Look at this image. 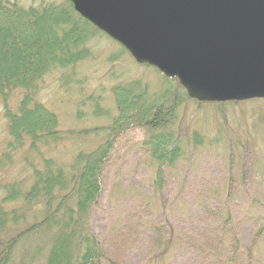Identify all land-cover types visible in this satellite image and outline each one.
I'll use <instances>...</instances> for the list:
<instances>
[{
	"label": "rangeland",
	"instance_id": "obj_1",
	"mask_svg": "<svg viewBox=\"0 0 264 264\" xmlns=\"http://www.w3.org/2000/svg\"><path fill=\"white\" fill-rule=\"evenodd\" d=\"M10 1L28 8L62 0ZM86 47L87 58L50 72L35 93L36 102L57 115L61 139L36 150L26 141L13 153L12 166L0 173L1 183L23 181L28 188L32 166L40 167L48 158L68 166L79 152L89 153L103 144L109 136L103 128L110 127L117 114L115 87L133 85L157 95L169 87L177 89L174 81L170 85L156 69L137 64L105 34L94 35ZM23 95L22 90L11 93L9 107L14 108ZM172 131L181 137L186 154L175 167L163 168L160 191L154 187L157 164L142 148L144 134L131 130L116 140L101 174L99 206L90 219L107 260L114 264H219L201 253L205 256L203 244L215 246L225 234L220 228L226 222L224 212L229 211V231L241 244L226 254L231 264H264V235L256 238L261 214L254 213V209L264 210V100L199 104L183 98ZM194 135L199 144L193 141ZM8 142L0 98V153ZM162 236L170 241L169 254L155 258L153 241ZM188 239L199 251L186 245ZM179 242L183 248L175 253L173 245ZM250 249L256 254L251 260L246 252Z\"/></svg>",
	"mask_w": 264,
	"mask_h": 264
},
{
	"label": "trees",
	"instance_id": "obj_2",
	"mask_svg": "<svg viewBox=\"0 0 264 264\" xmlns=\"http://www.w3.org/2000/svg\"><path fill=\"white\" fill-rule=\"evenodd\" d=\"M96 34L101 32L75 12L70 0L28 8L0 0V98L9 137L6 151L0 153V173L12 166L13 153L26 141L36 150L39 145L61 139L57 115L35 100L37 86L55 69L72 67L87 58L86 43ZM166 80L170 85L174 81L177 89L169 87L162 95L147 89L138 91L133 85L115 87L117 114L112 125L103 128L109 132L107 140L89 153L79 152L70 165L44 159L40 167H31L28 188L23 181L8 184L0 179V264H114L107 260L104 244L91 229L90 219L99 206L101 174L116 140L131 130L144 134L142 148L157 164V191L163 187V168L175 167L186 154L172 125L179 103L188 97L177 80ZM17 90L24 95L14 108L9 107L10 95ZM193 141L200 143L195 135ZM254 211L262 217H258L262 222L256 235L261 239L264 210ZM224 213L226 222L220 229L225 234L215 246L203 244L205 256L200 253L203 258H213L211 262L231 264L226 254L241 244L229 231V211ZM189 240L186 245L198 250ZM177 244L173 245L175 253L183 248ZM151 249L153 257L164 258L169 254L170 241L157 237ZM246 252L250 260L256 258L253 250Z\"/></svg>",
	"mask_w": 264,
	"mask_h": 264
},
{
	"label": "water",
	"instance_id": "obj_3",
	"mask_svg": "<svg viewBox=\"0 0 264 264\" xmlns=\"http://www.w3.org/2000/svg\"><path fill=\"white\" fill-rule=\"evenodd\" d=\"M199 104L264 100V0H70Z\"/></svg>",
	"mask_w": 264,
	"mask_h": 264
}]
</instances>
